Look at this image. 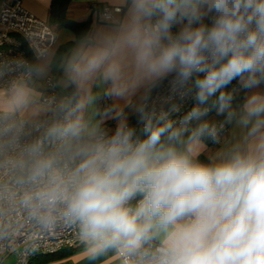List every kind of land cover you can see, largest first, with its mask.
<instances>
[{"label": "clouds", "instance_id": "9594fccd", "mask_svg": "<svg viewBox=\"0 0 264 264\" xmlns=\"http://www.w3.org/2000/svg\"><path fill=\"white\" fill-rule=\"evenodd\" d=\"M101 2L68 47L0 51V264L25 230L85 264H264V0Z\"/></svg>", "mask_w": 264, "mask_h": 264}, {"label": "built area", "instance_id": "2783aa9c", "mask_svg": "<svg viewBox=\"0 0 264 264\" xmlns=\"http://www.w3.org/2000/svg\"><path fill=\"white\" fill-rule=\"evenodd\" d=\"M20 1L0 0V51L12 55L23 53L25 56L31 57V50L22 35L26 29H29L41 43L52 47L55 45L56 38L50 26H48V22L27 10ZM102 7H98L94 3L90 6V12L96 13L97 9ZM230 87L238 89L237 82L233 81ZM237 95L234 102L237 100ZM209 119L221 120L223 117L216 116L213 112ZM16 237L15 247L17 249H23V246L29 241L35 242L34 246L38 249L34 255L27 258L26 264H30L31 258L36 254L54 253L79 245L71 235L58 233H50V236H37L34 233L28 235L27 230H25L17 232ZM12 264H17L16 257H13Z\"/></svg>", "mask_w": 264, "mask_h": 264}, {"label": "crops", "instance_id": "0c3cea01", "mask_svg": "<svg viewBox=\"0 0 264 264\" xmlns=\"http://www.w3.org/2000/svg\"><path fill=\"white\" fill-rule=\"evenodd\" d=\"M20 2L27 10L48 22V26H50L56 38V42L53 47H68L71 45V42L74 39V35H77V33L73 29L67 26H62L58 22L51 23L49 21L48 13L51 0H21ZM94 3L98 7L104 6L101 0H70L65 13L67 14V17L69 19H72L76 22L88 21V27L86 28V30H88L95 16L94 12H90V6ZM260 87L262 90H264V85H261ZM238 92L241 95V99L233 105L234 107L242 104L247 94V90H239ZM116 259L117 257H112L108 261H106V264H114ZM44 264H85L84 254L80 249L70 255L63 257L62 259H57Z\"/></svg>", "mask_w": 264, "mask_h": 264}, {"label": "trees", "instance_id": "16d2710c", "mask_svg": "<svg viewBox=\"0 0 264 264\" xmlns=\"http://www.w3.org/2000/svg\"><path fill=\"white\" fill-rule=\"evenodd\" d=\"M70 0H51L49 7V21L58 22L62 26H67L73 29L77 35L83 33L88 27V21H74L67 17L65 11L67 10L68 4ZM237 100L233 103V105L240 101L241 95L237 92ZM80 245L75 246L74 248H67L61 251H57L54 253L40 254L35 255L31 258L30 264H44L50 261H54L57 259H62L63 257L70 255L77 250H80Z\"/></svg>", "mask_w": 264, "mask_h": 264}, {"label": "rangeland", "instance_id": "374dc122", "mask_svg": "<svg viewBox=\"0 0 264 264\" xmlns=\"http://www.w3.org/2000/svg\"><path fill=\"white\" fill-rule=\"evenodd\" d=\"M12 261H13V257L10 258L8 264H12Z\"/></svg>", "mask_w": 264, "mask_h": 264}]
</instances>
